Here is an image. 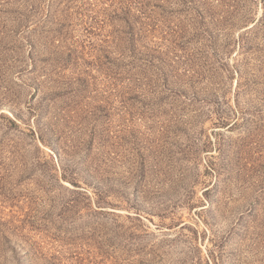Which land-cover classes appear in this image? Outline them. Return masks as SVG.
<instances>
[{
  "label": "rangeland",
  "instance_id": "1",
  "mask_svg": "<svg viewBox=\"0 0 264 264\" xmlns=\"http://www.w3.org/2000/svg\"><path fill=\"white\" fill-rule=\"evenodd\" d=\"M0 264H264V0H0Z\"/></svg>",
  "mask_w": 264,
  "mask_h": 264
}]
</instances>
